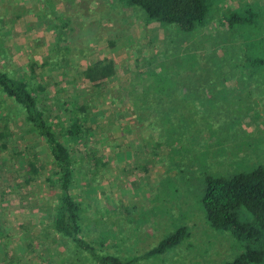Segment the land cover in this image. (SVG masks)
<instances>
[{
  "label": "rangeland",
  "instance_id": "374dc122",
  "mask_svg": "<svg viewBox=\"0 0 264 264\" xmlns=\"http://www.w3.org/2000/svg\"><path fill=\"white\" fill-rule=\"evenodd\" d=\"M210 1L206 18L193 30L184 31L171 24L146 23L144 10L137 5L128 7L124 0H0L3 14L23 12L35 15L36 22L40 17L56 22L51 25L56 27L58 39L65 41H58L59 57L53 62L52 75L76 73L78 86L73 87L85 88L79 78L88 62L114 60L115 74L102 86L85 89L89 94L90 108L85 113L89 129L83 140L73 144V155L82 157L76 162L72 190L83 203L84 238L99 250L125 259L137 257L133 264H227L242 251L243 243L229 231L208 224L200 198L206 174L229 175L264 164V0ZM246 9L254 13L248 22L227 25L225 19L232 12L244 15ZM1 17L0 23L4 22ZM64 20L66 28L61 26ZM175 49L180 59H199L193 66L186 64L182 73L215 69L219 84L247 93L249 110H182V115L181 110H175L173 126L163 120L166 114L159 116L154 110L149 114L139 110L135 115L128 107L127 90L141 91L152 79L150 71L160 68L161 62L174 64L171 54ZM256 58L261 60L249 64ZM3 60L5 69L19 76L9 55ZM47 68L41 69L43 75ZM218 77L223 78L221 83ZM61 96L50 98L51 106H42L37 99L58 136L69 142L65 135L70 121L67 108L77 104V96L83 92L77 96L69 92L66 100ZM6 104L1 95L0 128L6 123L8 136L0 144V237L7 235L6 229L7 233L24 230V234L36 236L34 243L24 245L27 252L40 251L41 255L31 254L27 264H95L89 254L55 232L51 217L56 186L46 177H56V163L45 141L25 122L23 106L15 104L9 109ZM123 110L137 120L135 141L125 137L121 128ZM104 136L111 142L119 139L133 144V149L118 146L120 152L108 151L111 143L106 145ZM90 150L92 154L87 155ZM34 155L38 156L39 171L27 182L28 159ZM102 156L108 158L109 165H97L95 157ZM13 209L25 221L20 228L9 220ZM183 224L190 235L179 245L150 259L140 258ZM8 252L0 238V264L8 262ZM13 261L21 264L19 258Z\"/></svg>",
  "mask_w": 264,
  "mask_h": 264
},
{
  "label": "trees",
  "instance_id": "16d2710c",
  "mask_svg": "<svg viewBox=\"0 0 264 264\" xmlns=\"http://www.w3.org/2000/svg\"><path fill=\"white\" fill-rule=\"evenodd\" d=\"M124 1L128 7L137 5L142 8L146 15V23L171 24L184 31L193 30L198 22L206 18L211 3L210 0ZM248 11L250 10L246 9V12H242L244 15L239 11L232 12L225 19L227 25L233 26L235 23L248 22L252 14L254 15ZM49 25L51 29H54L51 24ZM3 39V34H0L1 57L6 54ZM59 50V46L54 48L56 58L59 57ZM174 51L171 54L173 55L171 62L174 64L161 62L160 68L150 71L152 79L143 86L141 91L127 90L130 101L128 107L135 115L139 110H144L147 114L154 110L159 112V116L166 114L167 119L163 120L173 126L177 116L175 110H181V115L182 110L185 113L189 110H249L250 104L245 97L247 93H244V96L236 92V89L228 87L221 81L223 78L218 77V81L222 82L219 84L215 79V69L208 70L207 73H182V70L186 69V64L188 67L190 64L193 66L198 63L199 59H188L187 57L180 59L176 56V51L179 50ZM258 59L261 60L256 58L249 64L257 63ZM55 60L50 58L46 64L52 68L51 63ZM82 71L86 80L95 88L102 80L114 75L115 65L111 59H97L87 63ZM38 81L36 75L21 77L13 75L10 70L0 68V91L10 97L16 105L23 106L24 110L21 111L25 122L45 141L56 163L54 172L56 177H46L53 186H56L53 220L55 232L69 244H75L76 249L89 254L95 264H133L138 260L137 257L125 259L115 252L99 250L83 235L81 223L83 203L72 190L77 171V156L73 155V144L83 140V136L89 129L86 124L88 116L85 114L90 108L89 102L85 100L67 108L70 110V121L68 128L65 129V135L69 142H65L58 136L57 130L47 118L45 111L38 105L36 86H39L41 90L44 89ZM210 112L215 113V111ZM7 135V124L4 123L3 128L0 129V141L4 140ZM37 159L36 155L28 159L24 178L27 182L34 180L38 174ZM95 162L98 166L109 165L101 157H95ZM200 200L208 224L213 228L229 231L237 241L243 243L242 251L227 264H262L264 262V164L229 175L206 174ZM189 235L188 227L184 224L180 225L160 238L156 245L146 249L140 258L150 259L163 253L179 245ZM145 264H147L146 261Z\"/></svg>",
  "mask_w": 264,
  "mask_h": 264
},
{
  "label": "crops",
  "instance_id": "0c3cea01",
  "mask_svg": "<svg viewBox=\"0 0 264 264\" xmlns=\"http://www.w3.org/2000/svg\"><path fill=\"white\" fill-rule=\"evenodd\" d=\"M22 13L23 12H20V13L16 12L15 14L12 13V14L6 15V14H3L0 12V15L2 16L1 20H3V18H4V22L0 23V25L2 27V29L0 28V33L3 34V36H4L3 44H4V47L6 49L5 55L6 56L9 55V58L12 59V62H11L12 68L13 69L18 68L19 70H17L16 72L21 77H23V76H35V75L37 76V78L39 80L38 82L39 83L41 82V85L44 86V89H42V90L40 89L39 86H36V95L38 98H40L42 106H43V104L44 105L49 104L51 106L50 98H53L56 95H59L60 93H62L61 98L66 100L65 98H67V96L69 95V92L72 95H76V96L83 92V96H77L78 104L87 100L89 94L86 93L85 89H87V87H90L91 84L86 80L84 75L81 77V79L79 78V80L85 86V88L82 89L80 87H73V86H78L75 83V82H77V77H78L76 75V73L72 74L73 76L72 75L66 76L67 74L64 73V71H63L60 73L59 76L56 77V76L52 75L53 69L49 65L46 64L48 59H50V58H51V60L56 59V54L54 53V48H57L59 46L58 41L60 40V38L58 39L59 36L57 35V33H55L56 27H54V29L50 28L49 24H54L52 19H50V18L45 19L44 17H40L41 18L40 22H39V20L37 21L38 25H39L38 26L37 22L35 20H33L34 18H36L35 15L31 16L30 14H26V13L22 14ZM65 24H66V20L61 22V25L64 26V28H66ZM67 25H68V23H67ZM32 26L34 28L31 29ZM65 31H67V30H65ZM67 32L71 33V32H73V29L70 31H67ZM64 41L65 40L62 39L59 42L64 44ZM53 42L57 43L56 47L53 46V44H52ZM70 45H71V48L73 50L74 49L73 45L72 44H70ZM70 45L68 46L67 50H70ZM51 49H53L52 52H49V50H51ZM47 54H49V57H47ZM6 56H4V57H6ZM4 57L0 58V68L1 69H5V64H3V62H2ZM30 58H35V59L30 60ZM72 61H74V60H72ZM112 61L114 62V60H112ZM91 62H93V61H91ZM91 62H88V63H91ZM51 64L53 65V62ZM114 65H115V62H114ZM47 66L49 67V68H47L48 72L46 75H43V73L41 72V69L45 68ZM59 70H61V69H59ZM81 72L83 73V71H81ZM115 72H116V65H115ZM49 73H51V74H49ZM109 78L102 80L98 86H102V83ZM83 81H84V83H83ZM72 83H73V85H72ZM70 89H72V90H70ZM66 91H67V93H66ZM1 95L3 98L6 99V102H7L6 105H8L7 107L9 109H12V107H16L13 100L10 97H7L5 94H2V92L0 91V96ZM73 99H75V98L73 97ZM51 110H55V107H51ZM104 113H105V111H104ZM134 116L135 115H133V114L127 115L126 110H123L121 112V118H120L121 128H123V133H124L125 137H128V138L132 139L133 141H135V139H136L135 138V133H136L135 128L139 127L137 125V120L135 119ZM104 119H105L104 121H107L106 115H105ZM130 125H132V127H130ZM142 125H144V124L142 123ZM3 126H4V124L2 125V127L0 129H2ZM130 129L132 130V132ZM127 130H129L128 133H127ZM6 139H7V137L4 140L0 141V144L5 143L7 141ZM104 139H105L106 145L111 143L110 144L111 148H107V150L108 149H115L116 152L118 153V152H120L119 149L118 150L116 149V148H118V146L121 148L131 146L130 147L131 150L133 149L132 148L133 144H129L128 142L124 143V142H121V140H119V139H116L117 141L111 142L110 140H107L108 138L106 139V136H104ZM103 144H102V146H103ZM121 151H122V149H121ZM128 151L129 150H127V152ZM89 154H92L91 150H90V152H87V155H89ZM80 157H82V156H80ZM80 157H77L76 159L79 160ZM101 158L105 159L108 164L110 163L107 157L102 156ZM9 215H10L9 220H10V222L13 223V226L15 224L16 227L20 228L25 223V221H23V219H22V216L18 215L14 209L12 212L9 213ZM26 216L28 217V215H26ZM54 216H55V209L53 207V212H52V217H51L52 222L54 220ZM33 219L36 222H39V221L42 222V220L37 219V217H35V218L33 217ZM8 225L11 226V224H8ZM8 225H7V227H9ZM2 229L3 228L0 227V233L2 232ZM7 231H8V229H6V232H5L7 235L0 237L1 240H3L4 248H6V246H7V250H9L7 259H5V261H8L6 264H15V262L13 260L17 259V258L20 259L21 264H27V262L30 263L29 257L31 254L41 255L40 251L39 252H37V251H33V252L28 251L27 252L25 245H24V244L34 243L36 240V236H34L32 234L29 235L27 232H26L27 234H24V232H23L24 230L18 231L17 234H13L11 232V230L8 233H7ZM17 242L21 243V246H18ZM13 257H14V259H13ZM25 258H26V260H25ZM16 264H19V263L17 262Z\"/></svg>",
  "mask_w": 264,
  "mask_h": 264
}]
</instances>
